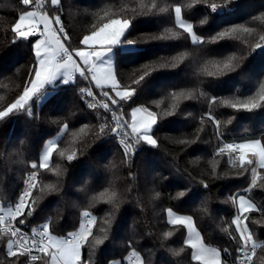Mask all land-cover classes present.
I'll list each match as a JSON object with an SVG mask.
<instances>
[{
	"label": "trees",
	"instance_id": "obj_1",
	"mask_svg": "<svg viewBox=\"0 0 264 264\" xmlns=\"http://www.w3.org/2000/svg\"><path fill=\"white\" fill-rule=\"evenodd\" d=\"M212 4L221 10L213 12ZM176 6L203 43H193L176 22ZM53 7L48 10L62 17L72 49L82 48V37L111 19L132 21L126 38L135 49L116 50L115 73L122 88H135L137 94L121 104L128 117L134 105L157 114V143L140 141L126 155L109 130V114L99 106L89 108L96 102L81 91L91 87L103 99L101 89L76 74L73 81L51 87L42 104L34 96L24 109L0 120V210L14 202L26 175L35 171L38 186L26 218L32 226L47 223L51 235L68 236L80 229L84 212L96 218L80 264H133V253L139 264H202L192 258L186 227L172 224L168 210L191 216L204 242L224 259L234 256L240 244L233 217L237 197L245 195L255 205L240 215L256 243L252 264H264V168L258 158L244 169L234 166L236 157L230 158L227 148L217 155L227 144L264 145V103L259 101L264 95V0H61L59 12ZM26 8L21 0H0V111L22 94L35 64V36L23 39L13 30ZM232 28L236 31L229 37L213 40ZM229 57H235L233 69L217 72L213 65ZM146 64L155 70L136 85ZM249 97L261 106L248 111L224 104ZM63 127L49 167L33 169L45 141ZM73 152L76 158L67 160ZM113 193L118 204L109 202ZM97 237L103 242L96 244ZM8 240L0 232V264H48L47 257L8 256Z\"/></svg>",
	"mask_w": 264,
	"mask_h": 264
},
{
	"label": "snow or ice",
	"instance_id": "obj_2",
	"mask_svg": "<svg viewBox=\"0 0 264 264\" xmlns=\"http://www.w3.org/2000/svg\"><path fill=\"white\" fill-rule=\"evenodd\" d=\"M24 5H31L33 0H21ZM38 8H45L44 0H35ZM48 7H53V11L59 12L61 8V0H48ZM155 7V5H153ZM211 10L215 12L217 5L212 4ZM175 19L179 26L191 36L193 43H203L201 37L197 36L193 32V26L191 23L181 19V7L176 6ZM41 25L43 26L41 30ZM58 26V27H54ZM132 26V21L129 19H111L110 21L103 23L102 26L92 31L88 35H84L80 40V44L86 46L90 50L84 48H71V39L67 32L64 30L62 21L59 15H49L47 11L33 12L26 11L19 16L18 22L14 26V32L20 38L27 39L34 37L39 33L43 36V40H38L34 46L35 64L33 65V71L30 73V79L23 87L22 94L10 103L3 111H0V120L8 117L13 110L24 109L25 105L38 93H41L45 89L46 85H51L56 82L59 77H67L64 82L74 79V74L79 73V76L85 80L94 81L95 87L101 89V96L103 102L89 103V108H95L99 106L104 109L105 112L110 113V118L115 122V127L109 130L116 135H120L124 129H130V134L124 132V135H130L131 139L136 143L140 141L146 142L148 145H156L157 141L153 138L152 132L154 126L157 125V114L150 111L147 107L132 108L131 111V123L124 119V110L121 102L132 101L133 97L137 94L135 88L123 87L121 88L119 81L116 79V75L112 70L111 60H104L105 56H108L113 52V48H120L125 51H131L135 49L134 41L126 38V34L129 32ZM236 31L235 28L226 29L219 32L213 40L223 39L229 37L232 32ZM244 31H249L245 28ZM264 40V36L261 37ZM260 47L259 44L256 45ZM43 49V51H41ZM173 57V60L182 58ZM235 57H229L222 63H217L213 67L217 72H224L233 69V61ZM107 65V67H105ZM163 67L168 66V62H165ZM155 69L150 65H144V71L139 75L138 79L133 83L140 85L145 81L147 77L152 74ZM213 75V73H208ZM107 89V90H105ZM82 92H86L89 97H94L93 92L90 89H81ZM175 98V94H172ZM259 101L264 103V95L259 96ZM134 102V101H133ZM261 103L257 102L256 97H249L247 100L236 103L228 100L224 101V104L234 109H244L251 111L261 106ZM115 106V107H113ZM119 113V114H118ZM31 114V112H29ZM143 114V115H141ZM171 115V113H167ZM102 119H107L102 117ZM219 124V121H217ZM107 124L100 126V133H104ZM67 128V125H65ZM125 144L126 154L131 149V145L122 141ZM57 143L50 141L47 150L41 158L39 168L47 169L49 167V160L53 153L57 151ZM225 148L229 151V157H232L233 152H238V156L232 160L233 165H239L241 169H244L247 165L253 164V158H258L259 165L264 168V145H261L260 141L253 143H244L239 145L227 144L225 147H221L217 155L225 153ZM63 156L64 152H60ZM76 158V154L67 155V160L71 161ZM33 169H37V164L31 165ZM59 174V169H58ZM255 178L256 173L253 171ZM36 173H32L27 182L26 189L22 192L19 201L15 204L14 210L12 207H8L3 210L4 214L0 215V225L4 224L5 217L8 218L7 223L9 227L0 228V232H4L10 235L11 239L7 241V255L16 257L17 252L21 255L29 254L31 261L43 260L48 258V264H80L81 262V249L83 245L88 241V238L92 236V227L96 224V218L92 217L89 212H84V221L80 225L78 232L69 233L66 237H56L49 233V225L45 223L42 226V230L39 231V239L32 238L28 233L23 232L20 227H13V221L19 225H24L28 216L32 215V208L28 206V199L31 197L32 189L35 187ZM51 185H47V189H51ZM207 187V185H204ZM42 192L44 189L41 190ZM110 203H117L115 200V193L109 199ZM255 208L250 201H246L243 196L239 198V209L241 213H248ZM169 215L173 216L170 222L172 224H186L189 233L194 238H189L187 243L194 249L193 259L201 261L202 264H221L220 252L214 248H209L204 245L200 234L195 231L190 217L176 216L169 211ZM20 218V219H18ZM247 220L245 216L243 218ZM237 225V229L240 231V247L238 249L237 264H246L242 257L244 255V248L249 245L252 240V233L247 230V226L242 224L240 216H237L233 221ZM34 232L36 230H33ZM103 231V230H102ZM171 235V233H166ZM103 242L101 237L95 239L96 244ZM255 248V245H252ZM17 250L14 251L13 249ZM35 249L36 254H32ZM227 252V250H225ZM136 255L135 253H133ZM138 259V257H137ZM119 264V262H115Z\"/></svg>",
	"mask_w": 264,
	"mask_h": 264
},
{
	"label": "built area",
	"instance_id": "obj_3",
	"mask_svg": "<svg viewBox=\"0 0 264 264\" xmlns=\"http://www.w3.org/2000/svg\"><path fill=\"white\" fill-rule=\"evenodd\" d=\"M234 1H236V0H234ZM44 3H45V5H46V7L43 8V9H42V8H38V7L36 6V2H35V0H33V3H32L31 5H24V4H23V5L26 6L27 8H30V9H33V10H37L38 12H40V11H47L49 15H53V14H51V13L49 12V10H48V6H47L48 0H44ZM224 7L228 8L229 10H232V9H233V6H230V5H227V4H225ZM220 10H221V7H217V10H216L215 12H218V11H220ZM54 15H59V14H54ZM59 16H60V15H59ZM60 18H61V21H62L63 28H64V30L67 32L66 25L64 24L63 19H62L61 16H60ZM54 27H58V26H55V25H54ZM41 30H42V28H41ZM36 36H39V33H37ZM88 50H90V49H88ZM85 89H90V90L93 92V94H94L93 100L96 102L97 105H98L99 102H103V99H101V98H100V97H99V96H98V95L92 90L91 87H87V88H85ZM121 105H122V104H121ZM113 107H115V106H113ZM122 107H123V110H124V119L127 120L128 123H129V117H128L127 113H126V110H125L124 105H122ZM103 110H104V109H103ZM108 114H109V116H110V113H108ZM118 114H119V113H118ZM110 119H111V118H110ZM111 122H112V124H113V128H114V127H115V122L112 121V120H111ZM124 132H127V133L130 134V129H124V130L121 132L120 135H116V134L114 133V135H115V139H116V142L118 143L119 147L122 149V151H123L125 154H126V152H125V144L122 143V141L127 142L128 144H130V145H131V149L129 150V152H128L126 155L133 154V153L135 152V150H136V146H137L138 143H136L135 141H133V140L131 139V136H130V135H124V134H123ZM232 144H233V145H239V143H232ZM232 155H233L234 157H236V156H238V152H233ZM34 172H35V171H31V172H29V173L26 175V177H25V181H24V185H23L22 189H21V190L19 191V193L17 194V196H16L14 202L9 206V207H12L13 210H14L15 204L19 201V198H20L22 192H23V191L26 189V187H27V182H28V178H29V176H30L32 173H34ZM35 173H36V172H35ZM37 186H38V178H37V173H36L35 187L32 189V193L36 190ZM32 193H31V196H32ZM30 199H31V197L28 199V206H29V207H31V205H30ZM3 210H5V209L0 210V215H3V214H4ZM18 219H20V218H18ZM7 220H8V218L5 217V222H4V224L0 225V228L9 227V225H8V223H7ZM83 221H84V217H83L82 222H83ZM11 226H13V227H20V228L22 229V231L28 233V235H29L30 237L35 238V239H39V231L42 230V226H43V225H41V226H32L27 220H25L24 225H19L18 223H16L15 221H13V224H12ZM33 230H36V231L34 232ZM1 233H4V232H1ZM4 234L8 235V236H9V239H11V237H10L9 234H7V233H4ZM253 244L255 245V248H256V243H255V241L252 239V240L249 242V245H248L247 247L244 248V255H243L242 259H243V261H246V264H252V262H253L254 252H255V248L252 247ZM239 247H240V244L238 245V247H237V251H236V254H235L234 256H230V255H229V256H226L224 259H222V264H237V260H238V249H239ZM16 250H17V249L14 248V251H16ZM21 251H22V250H19L17 253H20ZM32 254H36L35 249H33ZM24 255L27 256V257L31 260V256H30L29 254H24ZM130 260H131V262H132L133 264H136V263L139 262L138 259H137V256H135V255H132V256L130 257ZM110 264H115V262H111Z\"/></svg>",
	"mask_w": 264,
	"mask_h": 264
},
{
	"label": "rangeland",
	"instance_id": "obj_4",
	"mask_svg": "<svg viewBox=\"0 0 264 264\" xmlns=\"http://www.w3.org/2000/svg\"><path fill=\"white\" fill-rule=\"evenodd\" d=\"M26 11H33V12H38L37 10H33V9H30V8H26V9H24L21 13H20V15H22L24 12H26ZM19 15V16H20ZM18 19H19V17H18ZM18 19H17V22H18ZM117 19H121V18H117ZM181 19H183V20H185L183 17H182V13H181ZM176 20V19H175ZM186 21V20H185ZM16 22V23H17ZM186 22H188V21H186ZM189 23V22H188ZM41 28H43V26L41 25ZM44 39V37L43 36H35V39H34V44H33V47L35 46V43L38 41V40H43ZM135 46V45H134ZM82 48H84L85 50H88V48L86 47V46H83ZM120 50V51H123V49H120V48H113V52L111 53V54H109L108 56H105L104 57V60H111V64H112V70H113V72H114V74L116 75V73H115V55H116V50ZM41 51H43V49H41ZM105 67H107V65H105ZM79 74V73H78ZM116 79H117V77H116ZM60 80H62V81H60L61 83H58V84H65V80H67V77H64L63 79H60ZM74 80V79H73ZM72 80H69L67 83H69V82H71ZM118 81V80H117ZM57 84V82H54L53 84H51V85H46V87H45V89L44 90H42V92L41 93H38L36 96H38V104H42L44 101H45V99L51 94V92H52V90H51V87H53V86H55ZM122 88V87H121ZM207 101H209V98H207ZM136 107H143V106H141V105H134V106H131L130 108H129V124L131 123V111H132V108H136ZM141 115H143V114H141ZM155 127V126H154ZM154 129V128H153ZM63 131H64V127L60 130V131H58L56 134H54L53 136H51L50 138H48L46 141H45V143H44V145H43V147H42V149H41V151H40V155H39V160H38V162H35L36 164H37V166H39V164L41 163V158H42V156H43V154L45 153V151L47 150V147H48V144H49V142L50 141H52V142H55V143H57V141H58V139L60 138V136L62 135V133H63ZM152 135H153V132H152ZM153 138L155 139V137H154V135H153ZM253 143V142H252ZM262 145V144H261ZM51 162V159L49 160V162L48 163H50ZM241 196H243L244 197V199H249L247 196H245V195H239L238 197H237V199H236V207H237V213H236V215L233 217V221L235 220V218L237 217V216H240L242 213H241V211H240V209H239V198L241 197ZM169 211H171L172 213H174L176 216H180V217H190L191 218V221H192V224H193V227H194V229H195V231L196 232H198L199 233V231H198V229H197V227H196V225H195V222H194V219L191 217V216H189V215H186V214H182V213H179V212H176V211H174V210H171V209H169L168 210V217H169V221H171L172 219H174V217L173 216H170L169 215ZM242 220V219H241ZM233 224H234V227H235V229H236V231H237V233L239 234V237H240V231L237 229V225L233 222ZM242 224L243 225H246L245 223H244V221L242 220ZM185 227H186V230H187V237H186V240L188 241V239L189 238H194L193 236H191V234L189 233V231H188V228H187V225L186 224H183ZM80 230V229H79ZM78 230V231H79ZM77 231V232H78ZM200 234V233H199ZM200 237H201V235H200ZM201 239H202V237H201ZM202 241H203V243H204V245H206L207 247H209V248H214V247H212V246H209V245H207L205 242H204V240L202 239ZM214 249H216V250H218L217 248H214ZM14 250V249H13ZM193 250V253H194V249H192ZM219 251V250H218ZM220 252V251H219Z\"/></svg>",
	"mask_w": 264,
	"mask_h": 264
},
{
	"label": "crops",
	"instance_id": "obj_5",
	"mask_svg": "<svg viewBox=\"0 0 264 264\" xmlns=\"http://www.w3.org/2000/svg\"><path fill=\"white\" fill-rule=\"evenodd\" d=\"M76 74H78V73H75L74 74V78H75V75ZM64 78V76H61V77H59V79L56 81L57 82V84L56 85H58V83H61L60 81H62V80H60V79H63ZM73 81V80H72ZM246 201H250L252 204H253V202L250 200V199H245ZM254 205V204H253ZM167 214H168V212H167ZM168 219H169V217H168ZM197 227V226H196ZM198 229V228H197ZM199 231V230H198ZM200 233V232H199ZM200 235H201V233H200ZM53 236H55V235H53ZM56 237H61V238H63V237H66V236H56ZM186 237H187V234H186ZM201 237H202V235H201ZM203 239V238H202ZM185 241H186V243H187V240H186V238H185ZM188 244V243H187ZM189 245V244H188ZM192 255H193V250H192ZM220 259H221V264H222V258H221V253H220ZM136 264H139V263H136Z\"/></svg>",
	"mask_w": 264,
	"mask_h": 264
}]
</instances>
